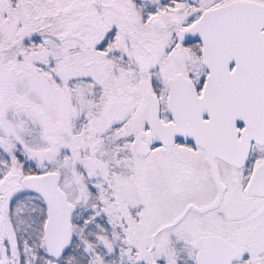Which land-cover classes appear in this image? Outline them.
<instances>
[{
    "label": "snow or ice",
    "instance_id": "1",
    "mask_svg": "<svg viewBox=\"0 0 264 264\" xmlns=\"http://www.w3.org/2000/svg\"><path fill=\"white\" fill-rule=\"evenodd\" d=\"M0 264H264V0H0Z\"/></svg>",
    "mask_w": 264,
    "mask_h": 264
}]
</instances>
